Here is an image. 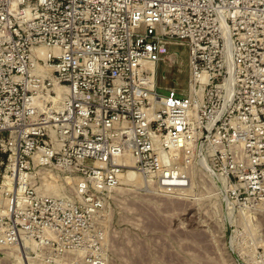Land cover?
Here are the masks:
<instances>
[{"label":"built area","instance_id":"1","mask_svg":"<svg viewBox=\"0 0 264 264\" xmlns=\"http://www.w3.org/2000/svg\"><path fill=\"white\" fill-rule=\"evenodd\" d=\"M171 45L185 87L159 95ZM0 150V247L31 264H106L127 169L169 197L210 171L224 209H264V0H0Z\"/></svg>","mask_w":264,"mask_h":264},{"label":"rangeland","instance_id":"2","mask_svg":"<svg viewBox=\"0 0 264 264\" xmlns=\"http://www.w3.org/2000/svg\"><path fill=\"white\" fill-rule=\"evenodd\" d=\"M173 50L176 55L155 64L159 95L165 88L185 87L186 51L171 45ZM5 170L6 154L0 150V212L15 192ZM129 171L138 175L125 174ZM137 177L138 185L121 182L104 202L99 225L106 264H264L262 206L224 209L216 186L222 179L204 170L193 171L187 191L176 197L160 195ZM49 189L60 194L67 184L60 179ZM0 264L23 263L16 249L0 247Z\"/></svg>","mask_w":264,"mask_h":264},{"label":"bare ground","instance_id":"3","mask_svg":"<svg viewBox=\"0 0 264 264\" xmlns=\"http://www.w3.org/2000/svg\"><path fill=\"white\" fill-rule=\"evenodd\" d=\"M174 51V50H173ZM171 52V51H170ZM179 53V52H178ZM186 54V53H185ZM172 55V54H171ZM176 58V57H175ZM178 61V60H177ZM162 63V62H161ZM178 63V62H177ZM150 66V65H149ZM178 67V66H177ZM185 69V68H184ZM177 71V70H176ZM182 72V71H181ZM185 72V71H184ZM187 75V74H186ZM183 77V76H182ZM184 78V77H183ZM176 83V82H175ZM181 84V83H180ZM128 170H131V169H127V171ZM126 171V172H127ZM125 174V173H124ZM128 174V175H127ZM127 174H125V175H127V176H124V175H122V176H124V177H122L121 178V182L122 183H126V184H132V185H134L135 183H137V185L139 184V178L140 177H137L138 175H135L132 171H129ZM207 174H213L212 172H207ZM214 175V174H213ZM8 177V176H7ZM142 179V178H141ZM192 180V179H191ZM142 183H144V182H142ZM190 184H191V182H190ZM136 185V184H135ZM147 185V184H146ZM190 186V185H189ZM188 186V187H189ZM9 187V186H8ZM118 188V187H117ZM257 205H259V204H257ZM261 206V205H260ZM4 210V212H7V210H8V200H7V205H5V208L3 209ZM19 251H20V253H21V257L19 256V258H20V260L22 261V263L23 264H26V261H27V264H31V263H33L32 261H31V259L28 257V256H26L25 258H24V256H23V254H22V250H21V248L19 249Z\"/></svg>","mask_w":264,"mask_h":264}]
</instances>
